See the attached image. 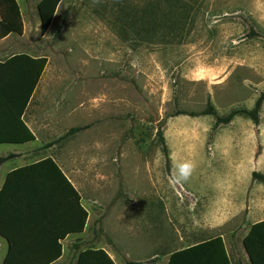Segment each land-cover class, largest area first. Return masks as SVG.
<instances>
[{
  "label": "rangeland",
  "instance_id": "1",
  "mask_svg": "<svg viewBox=\"0 0 264 264\" xmlns=\"http://www.w3.org/2000/svg\"><path fill=\"white\" fill-rule=\"evenodd\" d=\"M56 24V37L0 39V60L33 44L47 55L43 81L80 83L75 125L89 128L66 139L60 163L88 219L61 264L85 248L151 264L216 236L249 264L242 240L264 220L251 177L264 175V100L257 124L237 116L212 131V116L188 114L208 101L220 116L251 110L264 93V0H64ZM107 82L126 84L108 113L94 101ZM13 148L25 146L0 154Z\"/></svg>",
  "mask_w": 264,
  "mask_h": 264
},
{
  "label": "trees",
  "instance_id": "2",
  "mask_svg": "<svg viewBox=\"0 0 264 264\" xmlns=\"http://www.w3.org/2000/svg\"><path fill=\"white\" fill-rule=\"evenodd\" d=\"M64 0H41L37 6L40 20V32L49 28L56 8ZM10 34H23V21L16 0H0V39ZM47 59L32 57L26 53L13 54L0 60V144L23 145L34 141V136L22 120L28 101L43 73ZM264 93L255 101L251 110L235 108L227 115L220 116L214 107L207 102L204 110L189 113L192 117L212 116V131L221 125L229 124L235 117L244 116L253 123L259 121ZM89 125L69 129L56 142L66 140L72 135L84 131ZM162 152L168 161L167 148L158 131ZM15 157L9 154L0 157V163ZM252 180L264 187V175L252 173ZM41 179L38 191L44 190L42 196L36 195V180ZM49 190V191H47ZM43 196H50L49 198ZM54 196H71L73 200V219L63 223L64 231L54 237V254L47 261H56L62 255L61 241L68 235H79L84 232L88 211L80 204V195L62 172L58 164L50 157L25 165L11 171L0 190V237L8 243V250L3 264H27L21 260L29 250L18 245L29 238L26 222L35 219V214L57 210L58 198ZM66 207L70 210L71 204ZM28 216V217H27ZM19 239V240H18ZM245 255L249 264H264V220L253 223L242 240ZM78 249V247H76ZM36 253L38 251H35ZM246 256V258H247ZM51 263V262H50ZM76 264H115L111 256L102 248H85L79 252ZM127 264H133L128 262ZM168 264H232L223 238L216 236L193 246L174 251L170 254Z\"/></svg>",
  "mask_w": 264,
  "mask_h": 264
},
{
  "label": "crops",
  "instance_id": "3",
  "mask_svg": "<svg viewBox=\"0 0 264 264\" xmlns=\"http://www.w3.org/2000/svg\"><path fill=\"white\" fill-rule=\"evenodd\" d=\"M40 1L41 0H16L23 21V34L19 37L25 38L28 30L31 31L32 33L38 30L40 32V20L37 13V6ZM63 2L64 1L59 3V5L57 6L53 19L47 31L43 34H41L40 32L41 37L43 38L46 37L50 32L53 33L52 37H56L55 36L57 34L56 17L60 9V6ZM64 17L65 14L63 18ZM52 29L54 30L52 31ZM10 35H8L7 37H9ZM56 39L58 40V37ZM27 48L29 51L20 52V53H26L32 57H45L47 59V55L43 54V50L41 48L37 46L35 47L33 44L31 46H27ZM49 49L52 52L56 51L57 50L56 44L51 45ZM30 52H36L37 54H31ZM44 71L45 68L43 70V73ZM43 73L28 101V104L22 116L23 122L34 136V141L23 145L0 144V147L25 146V148L22 149L13 148L11 150H7L6 152L0 154V157H6L9 154L15 155V157L0 163V190H2L4 187L7 175L14 169L32 164L46 157H50L58 164L64 175L71 182L74 188L78 191L77 187L70 179L68 174L64 171V168L60 163L63 160V157L60 155V153H62L63 145L67 140H63L59 142H56V140L61 136H63L69 129L75 127H81L79 124L75 125L76 122L80 121V117H79L80 83L79 82L63 83L55 79H51L49 81H43L42 80ZM125 85L126 84L124 82H115V83L107 82L103 84V88L105 89V91H103L102 96L95 97L94 101L101 102V100L103 99V101L105 102V107H107V113L110 112L111 107L113 105L115 104L121 105L123 103V99L126 94L123 92H117L116 89L122 88ZM71 89H75V91L71 92L70 91ZM107 113L105 114L106 115L105 117H108L106 118V120L108 121L109 119H112V116L111 115L107 116ZM40 154H46V155H41L39 157ZM41 181H42L41 179L36 180L37 184H35V186H32L37 188V190L35 189L36 191L35 193L36 195L39 196H42V194L44 193V190L38 191L39 188L38 184L41 183ZM78 194L80 195V204L87 210L84 203V199L79 191ZM43 197L49 198L50 196H43ZM54 197L58 198L57 210L51 209L44 213H39L37 215L35 214V216H33L35 219L26 220L28 224L30 222L31 223L34 222V224L26 226L27 229L26 234H29V238L27 237L25 238V240L18 243L20 247H22L25 250H29L30 252V253H26L24 258H21L20 261L24 263L27 264L63 263L62 261L65 254V249L68 246L70 239L77 236V235H68L67 237H65V239L60 242L62 246L61 257L54 262L47 261L48 258L54 254L53 240L55 235L57 233H61L62 231H64L63 223L66 222L68 218L73 219L74 216L73 200L70 198L71 196H54ZM68 203L71 204L70 210L66 207ZM197 243H194L187 247L193 246ZM7 250H8L7 241L0 237V264H3V261L7 254ZM35 251L38 252L36 253ZM236 256L237 257L235 259L231 257L232 264H242L240 257L238 255ZM169 258L170 255L164 256L162 258H157L153 260L151 264H168Z\"/></svg>",
  "mask_w": 264,
  "mask_h": 264
},
{
  "label": "clouds",
  "instance_id": "4",
  "mask_svg": "<svg viewBox=\"0 0 264 264\" xmlns=\"http://www.w3.org/2000/svg\"><path fill=\"white\" fill-rule=\"evenodd\" d=\"M181 173L183 174V168H181Z\"/></svg>",
  "mask_w": 264,
  "mask_h": 264
},
{
  "label": "water",
  "instance_id": "5",
  "mask_svg": "<svg viewBox=\"0 0 264 264\" xmlns=\"http://www.w3.org/2000/svg\"><path fill=\"white\" fill-rule=\"evenodd\" d=\"M245 251V250H244ZM246 254V253H245ZM247 256V255H246ZM247 259H248V261H249V258H248V256H247ZM250 262V261H249Z\"/></svg>",
  "mask_w": 264,
  "mask_h": 264
}]
</instances>
